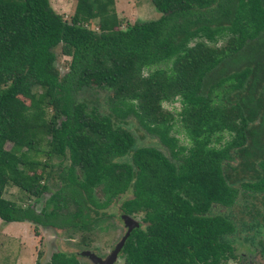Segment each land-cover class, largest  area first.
<instances>
[{
	"label": "trees",
	"instance_id": "trees-1",
	"mask_svg": "<svg viewBox=\"0 0 264 264\" xmlns=\"http://www.w3.org/2000/svg\"><path fill=\"white\" fill-rule=\"evenodd\" d=\"M149 1L157 18L120 28L112 0H75L68 21L49 0H0V220L28 221L34 230L87 229L125 193L120 210L142 213L145 226L129 231L123 264H219L234 255L243 230L231 207L245 196L261 195L264 203V134L256 138L250 126L261 115L240 100L264 91V59H253L264 54V0ZM91 19L96 30L85 25ZM224 34L232 38L222 49L189 44ZM56 46L69 57L61 74ZM169 60L168 71L158 67ZM222 83L238 124L226 107L210 103V89ZM175 97L188 146L153 121L156 105ZM130 98L140 100L139 111ZM132 116L165 153L138 143L128 128ZM223 129L233 137L210 145ZM37 153L57 169L55 188L33 171ZM7 185L35 198L47 193L54 205L17 204L4 197ZM64 203L72 211L60 209ZM255 234L256 227L242 239ZM75 262L50 255L51 264Z\"/></svg>",
	"mask_w": 264,
	"mask_h": 264
},
{
	"label": "rangeland",
	"instance_id": "rangeland-1",
	"mask_svg": "<svg viewBox=\"0 0 264 264\" xmlns=\"http://www.w3.org/2000/svg\"><path fill=\"white\" fill-rule=\"evenodd\" d=\"M49 4L54 11L68 21L73 12L75 0H49ZM112 8L120 28H124L138 20L155 19L160 15L149 0H112ZM85 25L96 30L97 19H91ZM231 38L230 34H224L214 41L193 38L189 44L193 45L197 41H204L208 47L218 50L224 48ZM53 51L55 53L54 65L59 74H61L67 68L69 57L60 53L59 46H56ZM253 59H260L261 61L264 59V54H259ZM223 65L224 63H220L219 67ZM158 67L168 71L171 67V62L169 60L166 63H161ZM258 72L256 73L257 76H259ZM145 74L146 71L143 70L142 76ZM228 89V84L226 83L212 87L209 92L210 103L216 107H226L230 113V118L238 124V111L233 108L232 104L226 103L224 100V95ZM107 95H111V92H106ZM92 97L93 95L88 96L90 99ZM104 97L105 94L101 93V102ZM240 100L241 104L245 103L250 107L253 106L255 111L261 115V117L254 119L250 126H253V130L255 129V134L258 136L256 138L262 137L264 134V91L258 87L255 92L248 91L247 95L241 96ZM128 101L135 110L139 111V99L130 98ZM44 108L45 116L48 117L51 113L50 107L44 105ZM156 108L157 113L154 114L153 121L160 123L163 126L161 127L162 129L166 127L169 134L177 138L178 144L188 146L190 139L187 129L184 127L186 122L182 120L180 115L181 105L178 97L172 100L163 99L159 102V105H156ZM128 128L137 135L139 144L155 145L165 153V149L157 143L156 138L145 133L137 117L132 116L129 118ZM232 134L233 132L230 129H223L219 133V140L210 142V145L221 146L233 137ZM40 145L43 148L45 147L44 139L41 140ZM9 146L10 144L6 143V148ZM254 148L255 145L252 149ZM34 158L38 163L34 165L33 171L41 175L42 181L48 182L51 188H55L57 186V169L50 168L48 165L49 158L42 153L35 154ZM52 160L55 161L56 158H52ZM3 195L5 198L22 206L30 204L36 210L41 208L49 210L54 205V201L49 198L47 193H42L35 198L28 196L26 192L13 185H7ZM94 195L102 199V194L98 187L95 188ZM127 197L125 193H120L114 197L110 205L105 208L107 214L100 217L87 229L70 228L60 230L37 226L36 230H34L33 224L28 221L4 222L0 220V264H51L50 255L56 251L74 255L77 261L76 264H122L120 257L121 241H123L128 228L131 226L143 229L145 226L141 219L142 213L126 214L120 210V202ZM60 207V209L66 211H72L73 209L70 203H64ZM230 211L235 222L240 227H243V230L238 232L241 238H237L232 242L235 257L223 261L222 264H264V255L260 254V249L264 243V234H255L252 241L242 239L246 233L255 227L250 222V219L255 216L254 218L259 222L261 213H264L261 195L255 198L245 196L231 207ZM246 222L250 226L248 230H246ZM256 227L264 233V227L261 225Z\"/></svg>",
	"mask_w": 264,
	"mask_h": 264
},
{
	"label": "flooded vegetation",
	"instance_id": "flooded-vegetation-1",
	"mask_svg": "<svg viewBox=\"0 0 264 264\" xmlns=\"http://www.w3.org/2000/svg\"><path fill=\"white\" fill-rule=\"evenodd\" d=\"M263 203V202H262ZM264 204V203H263ZM257 215V214H256ZM255 216H253L252 217V219L250 220V222L252 223V225H255V227L257 226V225H261L262 227H264V213H261V215H260V220H259V222H258V220L257 219H255L254 218ZM254 222H255V224H254ZM246 226L248 227V228H250V226L249 225H247V222H246ZM133 228H135V227H133ZM256 229L258 230V228L256 227ZM259 231V230H258ZM259 234L261 235V234H264L263 232H261V231H259ZM252 241V240H251ZM124 243V242H123ZM123 245V244H122ZM263 247H264V243L262 244V247H261V249H260V254L261 255H264V251L262 250L263 249ZM121 248H122V246H121ZM121 248H120V257H121V259H122V255H121ZM56 252H58V251H56ZM59 252H62V251H59ZM62 253H64V252H62ZM64 254H66V253H64ZM67 256H70V257H74V255H69V254H66ZM233 257H235L234 255L231 257H227V258H225L224 260H221V262L219 263V264H222V262L223 261H226L227 259H230V258H233ZM75 258V257H74ZM75 260H76V258H75ZM77 262V261H76ZM76 262H75V264H76ZM122 264H123V259H122Z\"/></svg>",
	"mask_w": 264,
	"mask_h": 264
},
{
	"label": "water",
	"instance_id": "water-1",
	"mask_svg": "<svg viewBox=\"0 0 264 264\" xmlns=\"http://www.w3.org/2000/svg\"><path fill=\"white\" fill-rule=\"evenodd\" d=\"M132 228H133V227H131V226L128 228L127 232L125 233V235H124V237H123V241H121V246H122V244H123L125 238L127 237L129 231H130Z\"/></svg>",
	"mask_w": 264,
	"mask_h": 264
}]
</instances>
